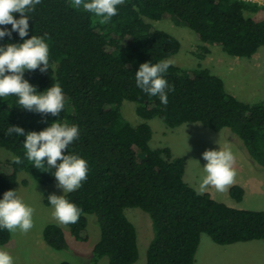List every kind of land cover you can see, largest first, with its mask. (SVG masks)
I'll list each match as a JSON object with an SVG mask.
<instances>
[{
  "label": "trees",
  "instance_id": "1",
  "mask_svg": "<svg viewBox=\"0 0 264 264\" xmlns=\"http://www.w3.org/2000/svg\"><path fill=\"white\" fill-rule=\"evenodd\" d=\"M258 9L264 7L241 0H124L118 15L101 24L91 14L72 9L68 0H41L31 14L25 39L45 36L50 62L47 71H28L25 79L39 92L58 81L66 107L53 117L21 109L14 96L0 100V149L11 157L23 156L24 137L5 135L8 125L26 132H39L57 119L79 125L80 138L69 152L86 159L89 172L80 188L65 194L83 210L78 222L66 227L75 242L84 243L93 217L99 239L92 248V264L101 258L107 264L136 262L137 234L125 216L127 208H138L150 219L153 236L145 264H196L202 234L220 246L264 241V210L234 209L198 193L183 180L184 158H173L166 147L150 148V127L132 126L121 114L122 103L128 101L138 117L158 118L170 129L185 123H199L214 132L226 128L252 165L264 170V100L239 101L226 92L218 76L200 66L186 71L170 66L165 78L174 90L166 106L135 84L141 64L170 59L180 49L179 41L156 29L154 21L173 18L201 44L219 45L229 56L251 59L264 47V19L247 16ZM5 42L22 41L14 33L11 41L5 37L0 44ZM196 48L209 52L204 46ZM52 171L33 168L27 160L16 165L12 159H0V197L18 185L19 173L47 186L56 182ZM243 194L240 186L229 189L236 201ZM9 239L7 230L0 231V246ZM42 239L53 250H68L64 230L56 224L43 228Z\"/></svg>",
  "mask_w": 264,
  "mask_h": 264
},
{
  "label": "rangeland",
  "instance_id": "2",
  "mask_svg": "<svg viewBox=\"0 0 264 264\" xmlns=\"http://www.w3.org/2000/svg\"><path fill=\"white\" fill-rule=\"evenodd\" d=\"M247 16L257 21L262 20L264 9H258ZM152 25L179 41L178 53L170 58L173 65L184 71L199 66L208 69L223 81L226 92L241 102L251 104L264 100V47L259 48L251 59H238L226 54L219 45L201 44L186 25L176 22L173 18L154 21ZM197 46L207 47L209 52L202 53ZM121 114L132 126L146 123L150 127V148L166 147L170 149L173 158H184L183 180L198 193H208L214 200L234 209L264 210V170L252 165L239 148L238 139L228 129L214 132L199 123H185L170 129L158 118L147 121L141 119L136 115L135 105L128 101L122 103ZM219 146L233 151L236 158V177L223 192L212 187L201 191V167L206 163L202 159V153L209 149L219 150ZM0 159L8 160L11 156L0 149ZM22 180L27 181L26 186L21 185ZM17 182L18 185L14 188L17 195L34 209V226L27 233H10L9 242L0 248L7 250L15 258L16 264H92V248L99 239V229L93 217L89 216L87 225L88 240L84 243L75 242L70 237L66 225L54 218L52 206L48 203L50 195H63V191L57 187V182L43 186L24 172L18 174ZM232 186H240L243 189L244 194L240 201L229 196ZM124 213L134 225L137 234L138 257L134 264H145L146 250L153 236L150 219L138 208H127ZM47 224H56L63 228L68 250L56 251L45 244L42 230ZM195 263L264 264V241L220 246L202 234L195 254ZM96 264H107V259H98Z\"/></svg>",
  "mask_w": 264,
  "mask_h": 264
},
{
  "label": "clouds",
  "instance_id": "3",
  "mask_svg": "<svg viewBox=\"0 0 264 264\" xmlns=\"http://www.w3.org/2000/svg\"><path fill=\"white\" fill-rule=\"evenodd\" d=\"M40 3L41 0H0V41H4L5 37L11 41L14 33L22 41L0 44V100L14 96L21 109L59 117L66 107L61 84L57 81L39 92L25 79L28 71H47L50 62V46L45 36L31 35L25 39L29 37L31 14ZM68 3L72 9L89 13L101 24H108L118 15V6L124 0H68ZM8 25L11 27L8 28ZM172 64L171 59L141 64L135 73L136 87L151 97H158L160 103L166 106L168 94L174 90L165 78ZM13 133L24 137V153L23 156L12 155V163L22 165L27 160L33 168L54 169L51 175L63 195L48 197L52 215L64 225L78 222L83 210L65 194L80 188L89 172L88 161L78 153L69 152L70 145L80 138L79 125L57 119L39 132H26L22 127L8 125L4 134L11 137ZM202 159L206 163L200 166L203 171L200 190L212 187L219 192L225 191L236 177L233 151L219 146V150L204 151ZM33 214L34 209L17 195V191L8 190L0 197V231L27 233L34 226ZM0 264H16V261L7 250L0 248Z\"/></svg>",
  "mask_w": 264,
  "mask_h": 264
},
{
  "label": "built area",
  "instance_id": "4",
  "mask_svg": "<svg viewBox=\"0 0 264 264\" xmlns=\"http://www.w3.org/2000/svg\"><path fill=\"white\" fill-rule=\"evenodd\" d=\"M242 2L255 5L257 7H264V0H241Z\"/></svg>",
  "mask_w": 264,
  "mask_h": 264
}]
</instances>
